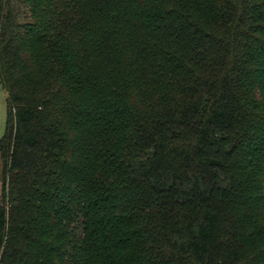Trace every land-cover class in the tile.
<instances>
[{
  "label": "trees",
  "instance_id": "trees-1",
  "mask_svg": "<svg viewBox=\"0 0 264 264\" xmlns=\"http://www.w3.org/2000/svg\"><path fill=\"white\" fill-rule=\"evenodd\" d=\"M0 264H264V0H0Z\"/></svg>",
  "mask_w": 264,
  "mask_h": 264
},
{
  "label": "rangeland",
  "instance_id": "rangeland-1",
  "mask_svg": "<svg viewBox=\"0 0 264 264\" xmlns=\"http://www.w3.org/2000/svg\"><path fill=\"white\" fill-rule=\"evenodd\" d=\"M6 97L7 94L5 90L0 85V138L5 132V123H6ZM2 161L0 159V192H1V175H2Z\"/></svg>",
  "mask_w": 264,
  "mask_h": 264
}]
</instances>
